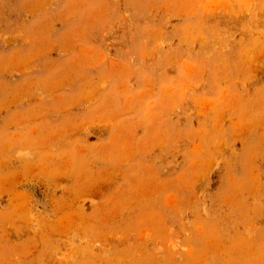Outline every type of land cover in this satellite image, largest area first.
Segmentation results:
<instances>
[{
    "label": "rangeland",
    "instance_id": "obj_1",
    "mask_svg": "<svg viewBox=\"0 0 264 264\" xmlns=\"http://www.w3.org/2000/svg\"><path fill=\"white\" fill-rule=\"evenodd\" d=\"M0 264H264V0H0Z\"/></svg>",
    "mask_w": 264,
    "mask_h": 264
}]
</instances>
